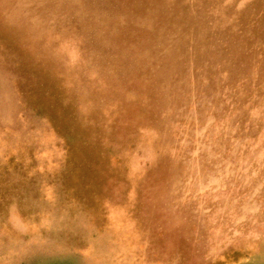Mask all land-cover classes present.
<instances>
[{"label":"bare ground","instance_id":"6f19581e","mask_svg":"<svg viewBox=\"0 0 264 264\" xmlns=\"http://www.w3.org/2000/svg\"><path fill=\"white\" fill-rule=\"evenodd\" d=\"M202 29L181 0H0V264H249L181 154L226 90Z\"/></svg>","mask_w":264,"mask_h":264},{"label":"rangeland","instance_id":"374dc122","mask_svg":"<svg viewBox=\"0 0 264 264\" xmlns=\"http://www.w3.org/2000/svg\"><path fill=\"white\" fill-rule=\"evenodd\" d=\"M181 3L190 5L203 24L196 56L213 53L199 62L202 71L209 79H215L212 70L218 71L219 82L226 87L209 115L194 119L189 128L196 131L188 133L194 137L184 136L181 154L196 162L194 172L207 178L201 195L218 194L233 206L234 226L222 227L224 239L237 241L240 232L251 228L240 243L241 255L249 258V264H264V0ZM60 18L64 21L65 15ZM196 218L189 216L194 237ZM237 228L243 229L237 232Z\"/></svg>","mask_w":264,"mask_h":264}]
</instances>
